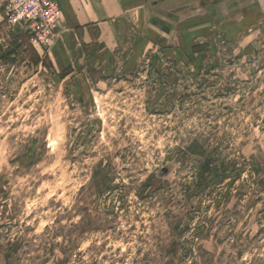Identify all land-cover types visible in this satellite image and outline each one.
I'll return each instance as SVG.
<instances>
[{
  "label": "rangeland",
  "instance_id": "1",
  "mask_svg": "<svg viewBox=\"0 0 264 264\" xmlns=\"http://www.w3.org/2000/svg\"><path fill=\"white\" fill-rule=\"evenodd\" d=\"M16 2L0 0V264H264V0H170L175 52L130 30L70 66L50 55L62 23L35 47Z\"/></svg>",
  "mask_w": 264,
  "mask_h": 264
},
{
  "label": "crops",
  "instance_id": "2",
  "mask_svg": "<svg viewBox=\"0 0 264 264\" xmlns=\"http://www.w3.org/2000/svg\"><path fill=\"white\" fill-rule=\"evenodd\" d=\"M61 6L63 36L50 52L59 66L81 64L89 55V45L97 43L101 52L113 51L130 30L143 51L145 44L176 51L172 25L176 8L170 0H57ZM173 2L175 0H172Z\"/></svg>",
  "mask_w": 264,
  "mask_h": 264
},
{
  "label": "built area",
  "instance_id": "3",
  "mask_svg": "<svg viewBox=\"0 0 264 264\" xmlns=\"http://www.w3.org/2000/svg\"><path fill=\"white\" fill-rule=\"evenodd\" d=\"M16 2L15 9L20 4L28 3L30 8H33L32 12L27 9L18 15L19 19L30 21L31 24L28 27V33L31 36L32 45L52 47L56 38V30L58 24L61 23L62 10L57 0H18ZM12 20V19H11ZM47 27L44 34L38 33L37 29Z\"/></svg>",
  "mask_w": 264,
  "mask_h": 264
},
{
  "label": "trees",
  "instance_id": "4",
  "mask_svg": "<svg viewBox=\"0 0 264 264\" xmlns=\"http://www.w3.org/2000/svg\"><path fill=\"white\" fill-rule=\"evenodd\" d=\"M30 37L31 36H28L26 34L21 39H23V40H26L27 39L29 41L30 40ZM29 47H30V49H32L31 52H32V60H33V62H40V57H39V55H37L35 49H33V47H32L31 44H30ZM15 252L16 251L13 248L12 249H9L7 251V253L5 255V259H6L7 262H9V264H10V262H12L14 260V256H16V253ZM56 264H66V261L65 260L57 259L56 260Z\"/></svg>",
  "mask_w": 264,
  "mask_h": 264
}]
</instances>
